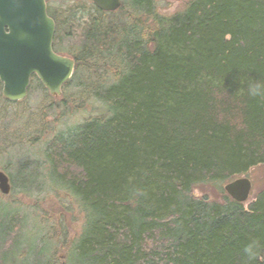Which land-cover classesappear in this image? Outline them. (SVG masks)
<instances>
[{
    "label": "trees",
    "instance_id": "1",
    "mask_svg": "<svg viewBox=\"0 0 264 264\" xmlns=\"http://www.w3.org/2000/svg\"><path fill=\"white\" fill-rule=\"evenodd\" d=\"M97 10L61 97L84 66L79 98L105 110L46 151L85 214L62 264H264V188L249 207L223 189L194 195L264 164V100L238 90L264 74V0H189L172 14L124 0V23Z\"/></svg>",
    "mask_w": 264,
    "mask_h": 264
},
{
    "label": "rangeland",
    "instance_id": "2",
    "mask_svg": "<svg viewBox=\"0 0 264 264\" xmlns=\"http://www.w3.org/2000/svg\"><path fill=\"white\" fill-rule=\"evenodd\" d=\"M49 1L61 10L57 14L56 51L72 57L80 49L84 27L98 13L97 7L93 0ZM155 2L158 12L172 14L182 10L189 0ZM106 15L113 23H124L129 18L128 15L124 17L121 9ZM83 67L79 71L81 81L86 75ZM79 80L76 77L65 90L64 97L52 96L39 84L40 80L35 81L24 103L6 100L0 82V170L9 175L12 183L10 194L0 192V205L5 204L0 208V264H14V261L16 264H36V259L45 262L48 256L55 264H62L67 260L68 245L81 235L85 214L79 200L49 177L45 165L48 143L56 134L64 133L69 139L86 120L105 110L101 102L90 95L79 98L80 88L76 85ZM64 99L71 102L68 108ZM42 125H46V129L42 130ZM239 177H248L253 183L252 194L244 203L249 207L259 190L264 188V164L252 167ZM225 184H203L194 190V195L220 199ZM8 203L10 206L6 205ZM13 224L18 225L16 230ZM5 233L9 240L7 244L3 242ZM55 236L50 243L52 248L45 247L48 237Z\"/></svg>",
    "mask_w": 264,
    "mask_h": 264
},
{
    "label": "water",
    "instance_id": "3",
    "mask_svg": "<svg viewBox=\"0 0 264 264\" xmlns=\"http://www.w3.org/2000/svg\"><path fill=\"white\" fill-rule=\"evenodd\" d=\"M101 11L114 12L122 0H93ZM55 21L45 0H0V81L3 95L15 102L28 94L33 75L51 94L61 95L71 78L75 62L53 50ZM8 174L0 170V191L11 192ZM234 201L244 203L251 195L252 181L236 178L225 185Z\"/></svg>",
    "mask_w": 264,
    "mask_h": 264
},
{
    "label": "clouds",
    "instance_id": "4",
    "mask_svg": "<svg viewBox=\"0 0 264 264\" xmlns=\"http://www.w3.org/2000/svg\"><path fill=\"white\" fill-rule=\"evenodd\" d=\"M242 95L251 99L264 100V74L250 75L243 81H240L238 89ZM251 255L249 249H246Z\"/></svg>",
    "mask_w": 264,
    "mask_h": 264
},
{
    "label": "flooded vegetation",
    "instance_id": "5",
    "mask_svg": "<svg viewBox=\"0 0 264 264\" xmlns=\"http://www.w3.org/2000/svg\"><path fill=\"white\" fill-rule=\"evenodd\" d=\"M46 3H47V6H48V13L49 15L54 18L55 22L57 21V17L59 13H61V10L59 9V7H53L51 4H50V1L49 0H46ZM57 15V16H56ZM57 23V22H56Z\"/></svg>",
    "mask_w": 264,
    "mask_h": 264
}]
</instances>
